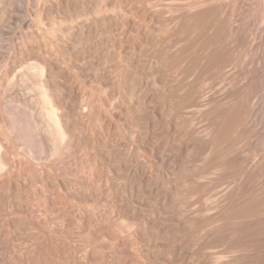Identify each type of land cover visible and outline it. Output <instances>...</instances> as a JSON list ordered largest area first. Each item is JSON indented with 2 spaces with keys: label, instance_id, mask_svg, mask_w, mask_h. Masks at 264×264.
Wrapping results in <instances>:
<instances>
[{
  "label": "rangeland",
  "instance_id": "1",
  "mask_svg": "<svg viewBox=\"0 0 264 264\" xmlns=\"http://www.w3.org/2000/svg\"><path fill=\"white\" fill-rule=\"evenodd\" d=\"M7 1L0 94L51 64L74 137L50 246L0 220V264H264L261 0Z\"/></svg>",
  "mask_w": 264,
  "mask_h": 264
},
{
  "label": "bare ground",
  "instance_id": "2",
  "mask_svg": "<svg viewBox=\"0 0 264 264\" xmlns=\"http://www.w3.org/2000/svg\"><path fill=\"white\" fill-rule=\"evenodd\" d=\"M0 2V9L3 10L2 12H5L9 7V2L7 0H0ZM261 2L264 13V0H261ZM1 16L0 19L2 18ZM22 23L23 25L26 24L24 21ZM0 31H2V29H0ZM52 68L51 64L36 60L27 65V73L18 70L19 73H21L20 79L22 85L25 84V86H27L26 95H10L9 97H5L4 91H0L2 95H5V98H3L0 94V97L3 98H0V107L2 106L0 110V188L5 191L6 195L3 205L1 204L2 206L0 207V220L6 222L8 226L10 222H12L15 230L12 228L11 230L18 231L25 236L27 234L31 236L35 234L40 240L39 243H42L41 240L44 239L47 247L50 246L52 232L54 231L51 230L52 228L50 226L52 213L55 215V211H59L64 206V203L68 200V196H66L64 192H61L62 190L64 191L63 188L62 190L58 188V194L59 192L63 193V195L66 196V200H62V198L61 200H57L54 198L56 196L53 197L51 195L53 189V192L56 193L55 189L56 187H60V184H58V181L49 183L48 178L51 175L49 173H47V175L43 170L46 168V165H51L50 159L62 158L61 154L69 148L68 142L71 139L70 137H74L73 131V135L71 136V127H73V125H70V121L72 119L70 118L69 120L70 113L68 112L63 89L53 80L54 78L51 79L50 73ZM18 71L15 73L16 76L19 74ZM10 78L11 77L5 78L7 85L6 89H8V87L12 88L16 84L13 77L12 79ZM5 86L0 87V90H5L3 88ZM7 91L5 90V93ZM70 143L71 142H69V145H71ZM86 154L85 156H87ZM87 158V160L90 161V156ZM54 161H56V159ZM40 164L42 167L44 164L45 166L41 171L43 173L39 172L38 174V172H35V168H40L38 167ZM52 178L54 179L55 177ZM52 181L53 180H51V182ZM62 182L61 187L63 185ZM66 189L68 190V187ZM29 190L33 191V195L35 193L34 198L30 197L31 195L29 196ZM80 192L82 193L84 191ZM84 194L85 193H82V195ZM78 195L81 196V194ZM92 195L94 194L92 193ZM58 196L61 197V195H57V198ZM71 197H73V195ZM87 197L89 198V196ZM83 201L88 200L86 198ZM67 203L68 202L65 204ZM84 203L86 204L87 202ZM89 203L90 202L87 203V207ZM85 204L83 207L86 206ZM63 209L66 210L67 207ZM8 229L6 227L5 230ZM14 231H12V233L9 232L11 235L7 232V234L4 233L5 235L9 234L12 236ZM41 234H43L44 237L41 236ZM16 235L17 234H15V236ZM12 238L14 237H11V240ZM31 241L33 242V239ZM46 244L43 245L45 246ZM38 245L40 244H37L36 248ZM33 247L35 248L34 245ZM48 250H50V248ZM26 261L29 262L28 260ZM18 263L20 262H17V264Z\"/></svg>",
  "mask_w": 264,
  "mask_h": 264
}]
</instances>
